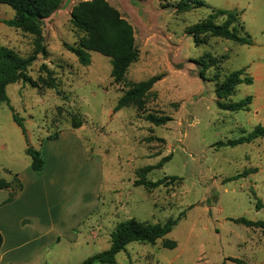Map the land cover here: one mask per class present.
I'll list each match as a JSON object with an SVG mask.
<instances>
[{
	"label": "rangeland",
	"instance_id": "rangeland-1",
	"mask_svg": "<svg viewBox=\"0 0 264 264\" xmlns=\"http://www.w3.org/2000/svg\"><path fill=\"white\" fill-rule=\"evenodd\" d=\"M83 1L62 0L59 10L44 20L40 46L45 54H38L27 70L36 81L45 78L44 66L58 88L38 90L22 82L6 88L10 106L23 120L27 143L44 156L41 172H31L25 138L9 108L0 105V179L11 180L14 191L13 178L30 172L41 185L9 210L20 215L45 208L50 198L65 216L92 208L74 232L76 242L62 239L57 248L42 252L32 244L26 251L27 258L35 259L31 264H80L110 247V233L118 223L135 219L163 224L181 213L164 239L129 244L116 255L115 264H220L226 258L264 264L261 231L232 221L243 217L264 222V138L236 147L216 145L264 126V0H202V7L180 13L175 11L180 0H106L133 27L138 49L137 61L120 83L110 77L108 58L88 52L90 63L83 66L65 47L78 43L70 12ZM218 9L239 14L252 45L210 35L194 45L185 30ZM13 16L12 9L0 6V47L26 58L38 46L31 34L2 23ZM201 59L210 62L208 70H200ZM240 69H246L253 83L237 86L226 102L251 96V104L245 111L219 110L215 84ZM160 75L141 110L113 113L130 84ZM148 113L171 121L153 126L144 120ZM59 133L58 140L48 141ZM166 156L170 160L146 179L175 176L179 182L151 191L133 186L137 170ZM250 169L256 173L229 181ZM166 242L175 247L165 248Z\"/></svg>",
	"mask_w": 264,
	"mask_h": 264
},
{
	"label": "trees",
	"instance_id": "trees-1",
	"mask_svg": "<svg viewBox=\"0 0 264 264\" xmlns=\"http://www.w3.org/2000/svg\"><path fill=\"white\" fill-rule=\"evenodd\" d=\"M62 0H0V6L5 5L13 10L14 16L11 19L4 20L2 23L16 30L27 32L34 36L38 48L35 52L24 58L7 47H0V105L5 104L12 113L13 122L20 128L27 143L26 129L23 120L18 117L10 106L6 93V88L17 82L28 84L34 89H53L58 88V83L51 72L44 66L45 78L39 77L36 81L27 76V70L36 60L38 54H45L41 45L42 28L45 19H48L59 10ZM202 0H180L175 11L188 12L202 7ZM71 24L74 30L79 34L76 46L65 45L83 65H89L90 55L88 52L98 53L110 60V77L114 83H120L124 80L128 68L137 61L138 49L135 45L134 29L130 23L125 20L117 9L112 7L106 0H87L79 2L72 7L70 12ZM221 20V22H219ZM185 34L192 37L194 45L198 47L202 42L201 36L210 35L221 38L239 45H252L251 37L244 32V27L240 23L239 14L235 11L213 10L203 21L188 27ZM210 62L201 59L198 66L201 71H206L210 67ZM202 75V74H201ZM162 76H154L148 80L130 84L129 88L122 93L117 100L113 113L123 108L133 107L141 110L146 98L150 94L156 82L160 81ZM252 77L246 72V69H240L229 73L221 83H216L214 95L216 98V107L223 111H245L251 104L252 97L247 96L238 102H226L234 94L239 85H251ZM144 120L153 126H163L171 121V118L158 113H148ZM80 124L73 128L79 127ZM264 138V126H255L250 132L235 140L218 142L216 145L224 147H236L242 144H248L256 139ZM55 139V138H54ZM148 138L147 141H150ZM160 141H163L160 139ZM25 154L30 158V169L33 172H41L45 166V159L40 150L35 149L27 143ZM170 160V156L163 157L156 165L145 166L136 171V180L134 187H143L147 191L159 187H168L181 179L175 176L163 177L156 181H148L147 174L153 170L161 169L162 166ZM256 173V169L244 170L243 172L230 178L237 180L246 178ZM17 183V189L12 190V183L0 179V190H9L10 194L6 202H11L16 196V192L21 189V184L15 176L13 178ZM181 213L176 219H168L163 224H150L140 222L135 219H129L118 223L110 233V247L98 254H95L80 264H115L116 255L125 251L131 243L155 244L158 240L164 239L177 224ZM245 227L257 228L264 237V222L251 221L243 217L232 220ZM2 235L0 233V249L2 246ZM164 247L173 249L174 242H166ZM225 261H231L240 264L236 258H226L220 264H226Z\"/></svg>",
	"mask_w": 264,
	"mask_h": 264
},
{
	"label": "crops",
	"instance_id": "crops-1",
	"mask_svg": "<svg viewBox=\"0 0 264 264\" xmlns=\"http://www.w3.org/2000/svg\"><path fill=\"white\" fill-rule=\"evenodd\" d=\"M60 135L61 133L56 139L48 141H56L60 138ZM31 172L37 174L32 170ZM29 173L20 175V177L16 175L23 187L13 202L6 203L9 197V190H0V233L3 240L0 249V264H31L35 259L27 258L26 251L30 249L32 244H38L34 251L42 252L57 248L62 239H66L69 243L76 242L77 236L74 232L92 214L91 208L79 216L77 214H72L71 216L62 215L60 211H57V204L54 198H50L48 204L45 202V208L41 206L36 210H30L20 215L16 212H11L9 209L19 202L20 199L24 200L28 192L40 191L39 186L41 185L36 181L38 176ZM30 175H32V179L26 181V179H29L27 176ZM24 182L27 184L23 185ZM46 199L47 197L45 196L44 200ZM26 205L28 206V204Z\"/></svg>",
	"mask_w": 264,
	"mask_h": 264
}]
</instances>
